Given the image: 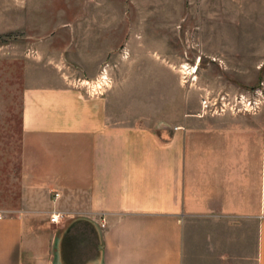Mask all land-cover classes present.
Masks as SVG:
<instances>
[{
	"label": "crops",
	"instance_id": "crops-1",
	"mask_svg": "<svg viewBox=\"0 0 264 264\" xmlns=\"http://www.w3.org/2000/svg\"><path fill=\"white\" fill-rule=\"evenodd\" d=\"M129 112L60 77L21 88L18 139L0 140V264H264V105Z\"/></svg>",
	"mask_w": 264,
	"mask_h": 264
},
{
	"label": "rangeland",
	"instance_id": "rangeland-1",
	"mask_svg": "<svg viewBox=\"0 0 264 264\" xmlns=\"http://www.w3.org/2000/svg\"><path fill=\"white\" fill-rule=\"evenodd\" d=\"M55 77L151 124L264 105V0H0V140L18 139L21 88Z\"/></svg>",
	"mask_w": 264,
	"mask_h": 264
},
{
	"label": "built area",
	"instance_id": "built-area-1",
	"mask_svg": "<svg viewBox=\"0 0 264 264\" xmlns=\"http://www.w3.org/2000/svg\"><path fill=\"white\" fill-rule=\"evenodd\" d=\"M86 82H87V80H86ZM93 92H96V90L95 91H93ZM257 107V106H256ZM247 109H250V107H243L242 109H238V110H247ZM54 195H57V192H54L53 193ZM58 217H59V213L58 212H53V213H50L49 214V216H48V219L50 220V221H57L58 220ZM100 224H103V222L101 221L100 222Z\"/></svg>",
	"mask_w": 264,
	"mask_h": 264
},
{
	"label": "bare ground",
	"instance_id": "bare-ground-1",
	"mask_svg": "<svg viewBox=\"0 0 264 264\" xmlns=\"http://www.w3.org/2000/svg\"><path fill=\"white\" fill-rule=\"evenodd\" d=\"M198 62V61H197Z\"/></svg>",
	"mask_w": 264,
	"mask_h": 264
}]
</instances>
